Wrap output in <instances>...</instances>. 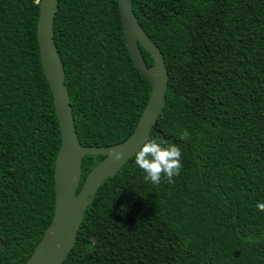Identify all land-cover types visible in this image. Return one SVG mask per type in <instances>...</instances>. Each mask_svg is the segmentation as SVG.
Returning <instances> with one entry per match:
<instances>
[{"label":"trees","instance_id":"16d2710c","mask_svg":"<svg viewBox=\"0 0 264 264\" xmlns=\"http://www.w3.org/2000/svg\"><path fill=\"white\" fill-rule=\"evenodd\" d=\"M131 2L168 72L149 137L179 144L183 168L157 186L132 156L98 187L62 264H264V0ZM38 17L39 0H0V264H25L54 215L61 134ZM53 38L80 144L125 141L151 85L118 0H58ZM104 158L83 157L77 192Z\"/></svg>","mask_w":264,"mask_h":264},{"label":"water","instance_id":"95a60500","mask_svg":"<svg viewBox=\"0 0 264 264\" xmlns=\"http://www.w3.org/2000/svg\"><path fill=\"white\" fill-rule=\"evenodd\" d=\"M125 41L130 56L151 85V94L132 134L123 142L108 147H85L79 142L62 60L53 38V22L58 0H39L37 40L43 72L52 92L61 144L55 159V208L50 226L25 264H62L73 248L85 211L99 186L113 177L139 149L151 130L157 128L158 117L165 105L168 72L160 49L142 30L132 11L131 0H118ZM142 47L153 59L147 66ZM123 153L116 161L113 154ZM105 156L85 178L77 192L84 156Z\"/></svg>","mask_w":264,"mask_h":264},{"label":"clouds","instance_id":"9594fccd","mask_svg":"<svg viewBox=\"0 0 264 264\" xmlns=\"http://www.w3.org/2000/svg\"><path fill=\"white\" fill-rule=\"evenodd\" d=\"M180 141L190 140V134L184 130ZM116 161L123 158V153L113 154ZM134 164L144 174V180L153 185L162 181L175 184L183 168L182 149L179 144L155 137H146L145 141L134 154ZM256 208L264 213V202L257 203Z\"/></svg>","mask_w":264,"mask_h":264}]
</instances>
